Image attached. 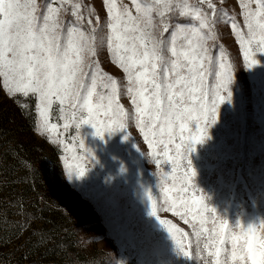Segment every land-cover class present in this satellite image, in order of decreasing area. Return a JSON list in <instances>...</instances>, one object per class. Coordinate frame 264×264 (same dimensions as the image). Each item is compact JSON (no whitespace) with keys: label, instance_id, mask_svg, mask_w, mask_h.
Masks as SVG:
<instances>
[{"label":"rangeland","instance_id":"1","mask_svg":"<svg viewBox=\"0 0 264 264\" xmlns=\"http://www.w3.org/2000/svg\"><path fill=\"white\" fill-rule=\"evenodd\" d=\"M170 2L175 7L166 11L164 0L159 3L137 0L141 5V12L137 13L132 0H116L118 8L127 5L134 17L151 20L148 31L162 42L169 66L173 59L168 50L173 33H178L181 26L188 31L197 28L185 25L188 20L183 18L187 15L180 16L178 9L182 10L186 4L208 11L201 0ZM244 2L249 3L250 9L258 7L255 0ZM20 3L28 6L27 13L34 15L40 26L45 15L50 17L49 24L58 23L62 44L67 41L69 27L76 28L74 36L84 33L95 55L87 49L81 52L83 83L90 85V75L95 71L97 92L103 93L104 77L115 80L118 102L127 119L124 130L106 132L101 138L90 124L77 127L66 121L67 105L61 106L57 101L49 111V124L57 128L47 131L38 115L37 98L19 94L13 97L0 81V264H191L189 258L176 252L167 230L150 214L149 192L157 202L160 219L177 220L191 231L197 245L192 225L185 224L171 211H164L167 205L163 187H171L173 183L169 175L172 165L164 162L156 165L152 150L137 126L136 107L127 93L132 86L128 73L114 62L109 47L114 21L103 0H20ZM213 3L224 31L223 44L233 77L229 85L231 99L218 105L216 122L206 125L204 141L196 144L189 154L196 175L188 192L203 196L204 202L216 210L215 215L228 222L231 231L239 233L242 227L252 225L259 236L264 224V50L253 52L257 63L248 67L241 47V38L247 42L249 34L241 0H213ZM72 4H79L83 16L92 23L78 20ZM49 7L58 9L57 13L50 14ZM20 11L23 14L25 9L22 7ZM164 27L169 28L168 33L163 32ZM204 38L207 49L203 60L204 83L214 88L221 62L225 60L218 53L212 72L209 40ZM221 94L227 97L223 90ZM190 127L195 130V123ZM36 156L53 158V169L40 175L33 168ZM77 165L85 169L83 177L77 178ZM183 172L182 166L179 174ZM162 174L169 175L166 184L161 181ZM200 246L202 249L203 240Z\"/></svg>","mask_w":264,"mask_h":264},{"label":"snow or ice","instance_id":"2","mask_svg":"<svg viewBox=\"0 0 264 264\" xmlns=\"http://www.w3.org/2000/svg\"><path fill=\"white\" fill-rule=\"evenodd\" d=\"M255 2L258 7L253 10L249 3L241 0L249 33L247 42L241 38V47L243 61L248 67L257 63L253 52L264 50V0ZM132 3L140 13L141 5L137 0ZM201 3L207 5V13L186 4L182 10L178 9L180 16L191 15L200 23L199 28L191 31L181 26L178 33L183 35L173 33L168 49L173 59L169 66L163 55L162 42L148 31L151 20H142L139 15L134 17L127 5L118 8L116 0H103V6L114 21L109 47L114 62L128 73L132 86L127 88V93L136 107L137 126L152 150L156 165L162 162L172 165L169 175L173 183L171 187H163L164 204L167 205L164 211H171L185 224L192 225L197 237V256L204 260V264H264V224L259 236L252 225L235 233L229 229L226 220L215 215L216 210L204 202L203 196L188 192L196 175L189 154L196 144L204 141L206 125L216 122L218 105L231 99L229 85L233 82L229 66L222 61L215 87L209 88L204 83L203 60L207 49L200 29L206 27L209 16L215 17L216 6L213 0H201ZM22 7L25 9L23 14ZM27 7L20 0H0V81L3 88L13 97L18 94L36 97L38 115L47 131L57 128V125L49 124V111L57 101L61 106L67 105L66 121L77 127L90 124L98 137L103 138L106 132L124 130L127 113L118 102L116 81L105 76V91L98 93L97 72L94 71L90 75V85L83 83L85 73L81 67V52L85 49L92 51L84 33L74 36L76 28L69 27L67 41L62 44L58 23L49 24L50 17L45 15L43 26H40L37 18L27 13ZM174 7L170 0H164L166 11ZM71 8L78 20L92 23L83 16L79 4H72ZM57 11L52 7L48 9L50 14ZM160 15L163 16L164 12ZM232 27L236 28V25ZM163 32L168 33L169 28L164 27ZM92 55H95L94 51ZM222 90L227 97L221 94ZM193 122L195 130L190 127ZM182 166L184 172L181 175L179 169ZM84 175L85 169L77 165V178ZM169 175H161L162 183H167ZM148 199L151 201L150 214L157 217L170 234L178 254L192 259V242L188 234L170 221L160 219L157 202L151 194Z\"/></svg>","mask_w":264,"mask_h":264},{"label":"trees","instance_id":"3","mask_svg":"<svg viewBox=\"0 0 264 264\" xmlns=\"http://www.w3.org/2000/svg\"><path fill=\"white\" fill-rule=\"evenodd\" d=\"M198 9L203 10L204 12H208L205 11L204 8L200 7ZM193 16L191 15H187L186 17L183 18V20H188L185 25L187 26H195L197 28H199V21L198 20H193L192 19ZM219 16L217 14H215V17L209 16L208 17V23L206 25L205 28L200 29V32L202 34V36H206L207 40H209V46H208V50L210 52V54L212 55L213 58V65H211V70L212 72L215 71V67H216V63L214 61L215 56L218 55V53H221V55H223V59L225 60V64L228 65V52L226 51L227 47L225 44H223V35H224V31L223 29L220 27L219 25ZM211 70L209 71V74H211ZM54 160L53 158L47 156V157H37L35 158V166H33L34 169L39 170L42 174H47L51 169H53L54 166ZM45 172V173H44ZM170 222L174 225H176V227L181 228L185 233L188 234V238L189 240H191L192 242V259H189L191 264H203L204 260L199 258L197 256V245L195 242V238L192 236L191 231L187 230L185 227H183L182 225L179 224V222L173 218H171ZM169 237L171 238L170 234ZM177 252V250H176ZM178 253V252H177Z\"/></svg>","mask_w":264,"mask_h":264},{"label":"clouds","instance_id":"4","mask_svg":"<svg viewBox=\"0 0 264 264\" xmlns=\"http://www.w3.org/2000/svg\"><path fill=\"white\" fill-rule=\"evenodd\" d=\"M149 194H151V193H150V192H149V193H147V196H148Z\"/></svg>","mask_w":264,"mask_h":264}]
</instances>
